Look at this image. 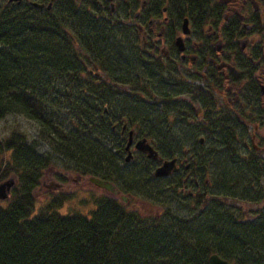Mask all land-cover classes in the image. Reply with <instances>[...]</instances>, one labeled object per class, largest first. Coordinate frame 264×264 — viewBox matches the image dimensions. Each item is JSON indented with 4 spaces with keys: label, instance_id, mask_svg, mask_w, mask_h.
<instances>
[{
    "label": "trees",
    "instance_id": "obj_1",
    "mask_svg": "<svg viewBox=\"0 0 264 264\" xmlns=\"http://www.w3.org/2000/svg\"><path fill=\"white\" fill-rule=\"evenodd\" d=\"M182 1L184 8L199 10L201 21L212 7L210 0ZM93 11L90 3L83 7L73 0H57L49 12L0 0V119L22 116L51 150L39 154L19 131L0 139V181L16 180L8 199L0 201V264H208L211 254L232 264H264L263 219L255 212L244 219L215 200L228 198L231 186L238 189L233 198L241 199L243 170L258 174L252 148L244 160L239 156L246 127L235 113L215 108L200 88L188 90L192 104L204 109L202 119L193 120L194 110L177 100L171 84L149 86L150 74L137 65L145 56L132 53L129 28L106 30ZM250 59L239 113L261 121L255 106L264 57L253 53ZM122 85L125 90L117 88ZM123 119L162 159L178 157L187 136L193 140L203 133L212 142L206 155L213 193L197 189L181 196L180 213L171 206L180 178L171 176V190L159 192L151 182L166 178L152 176L155 162L140 155L139 169H123ZM55 161L65 171L108 180L128 198L141 195L158 207L152 213L129 208L106 193L92 196L94 208L87 214L62 213L70 197L55 193L38 208L34 190ZM188 169L199 178L205 173L203 161L189 162Z\"/></svg>",
    "mask_w": 264,
    "mask_h": 264
},
{
    "label": "flooded vegetation",
    "instance_id": "obj_2",
    "mask_svg": "<svg viewBox=\"0 0 264 264\" xmlns=\"http://www.w3.org/2000/svg\"><path fill=\"white\" fill-rule=\"evenodd\" d=\"M56 1L5 0L9 5L27 6L41 12H49ZM73 1L83 7L90 3L94 9L92 15L103 23L106 30L112 28L118 31L127 26L134 43L132 53L138 57L145 56L144 62L137 65L150 74L149 86L156 88V84L163 83L167 89V85L171 84L170 92L177 93V100H185L186 106L194 110L193 120H201L204 109L199 103L192 104L189 89L200 88L202 92L212 96L215 108L235 113L240 123L246 127L239 156L244 160L252 148L258 174L251 176L249 168H245L241 174V199L233 198L238 195V189L231 186L225 205L241 212L244 219L255 212L264 222V175L261 169L264 165V143L255 147L252 142H248L249 128L258 134L264 127V98L259 94L264 75L258 76V104L255 106V110L261 108V121L254 116L247 120L239 113L243 106V88L240 86L246 84L247 77L246 61L251 60L253 53L260 54V58L264 57V0H210L212 7L202 21L197 18L199 10L184 8L182 0H176L175 5H171V0ZM184 20L187 33L182 31ZM138 60L141 61L140 58ZM263 66H260V70ZM101 77L105 76L101 74ZM231 78L241 79L240 84L231 82ZM126 87L122 85L117 88L125 90ZM122 123L127 134L131 128L124 119ZM125 132L122 131L121 135ZM198 142L200 143L199 140ZM182 153L185 154L186 151ZM176 165L178 169L175 176L180 178V188H183L190 184L189 162L177 158ZM191 177L196 182V178L199 179L198 172L193 170ZM191 187L196 191V185ZM187 193L192 196L191 192ZM227 200L230 204L226 203ZM128 204L127 201L125 205ZM247 205H251L249 210L245 208Z\"/></svg>",
    "mask_w": 264,
    "mask_h": 264
},
{
    "label": "rangeland",
    "instance_id": "obj_3",
    "mask_svg": "<svg viewBox=\"0 0 264 264\" xmlns=\"http://www.w3.org/2000/svg\"><path fill=\"white\" fill-rule=\"evenodd\" d=\"M195 108L196 106L193 105ZM13 131H19L25 134L27 141L29 142H35L37 146V152L39 154H44L47 152H50V147L44 142L43 140L37 138L38 132L36 127L28 120L24 119L22 116L18 115H7L4 118L0 119V139L7 137V135L10 132ZM252 128H249V138L248 142H252V144L257 147L260 144L264 143V127L260 129L258 134L251 133ZM254 134V135H253ZM253 136V137H252ZM186 135L179 137V139H185ZM202 138V142H198V138ZM261 141H260V140ZM197 140V141H196ZM187 141L185 146L183 147L182 151H186L185 154L182 152L178 155V160H186L187 162H194V163H200L203 161L204 166V174L201 176V178L197 179L195 182V178L192 181L191 174L193 173V170H191V174L188 175V181H190L189 185L184 186L183 188L178 190L179 196L177 200H172L171 206L173 208H176L180 213L184 212V210H180L181 207L178 203V200L188 194L187 191L191 192L192 194L195 193V189H192L191 185H196L197 189H205L213 193L212 191L215 189L214 181L212 172L213 170L209 169V158L206 154H208V147L211 146L212 142L209 139H205L203 133L198 134L194 137V139H190L187 136ZM133 158L130 161L122 163L123 169H139V166H141V156L140 154H137L134 152V150L131 148ZM52 153V152H51ZM200 154L206 155L201 156ZM214 158V163L216 164L218 161V155ZM217 167V164H216ZM211 168H214L212 166ZM194 172L196 170L194 169ZM60 178V179H59ZM88 176H77L73 173H70L68 171H65L63 167L60 166V163L55 161L50 167H48L46 170H43L41 173V178L39 180V185L34 190V198H35V206L40 207L43 205V203L55 193H62L66 196H69L70 198L67 199L64 203V205L60 208V211L62 213H65V211H74L79 212L82 214H87L88 211L92 208H94L92 203V196H101L106 195V193L103 190H100L93 185H91L88 180ZM165 179V178H163ZM63 180V181H60ZM173 178L167 177L165 181H152L151 186H154L159 192L161 191V188H166L167 191H170V188H167V185L172 183ZM205 181V182H204ZM57 182L60 184L58 188H56V191H54L51 187V183ZM164 182V183H163ZM144 185V184H142ZM141 191H145L144 188H141ZM172 194V191H171ZM163 195V194H162ZM161 195V199H162ZM158 198V199H160ZM213 198L211 195L208 198V201H210ZM164 200V199H163ZM167 200V199H166ZM215 200H220L221 203H224L225 205V199L221 198V196H216ZM159 202H151L147 201L146 197H142L141 195L137 197H133L131 195L130 205L129 208L134 209H143L144 211H149L150 213L154 212L155 208H157ZM227 204H230L228 200L226 201ZM246 210H249L251 208V205H247ZM183 209V208H182Z\"/></svg>",
    "mask_w": 264,
    "mask_h": 264
},
{
    "label": "water",
    "instance_id": "obj_4",
    "mask_svg": "<svg viewBox=\"0 0 264 264\" xmlns=\"http://www.w3.org/2000/svg\"><path fill=\"white\" fill-rule=\"evenodd\" d=\"M8 1H16L19 2L20 0H8ZM34 6L41 7V5L35 4ZM183 33H187L186 28V20L183 21V27H182ZM260 94L264 97V85L260 86ZM202 140L200 139V142ZM131 145V132L128 133V140L125 146V150L127 152V156L125 157V160L127 161L131 154L129 151V147ZM134 148L143 153L146 158L150 160H157L159 161V165L154 169L153 176L154 177H166L170 175L171 173L175 172L177 170L175 166V158L169 159V160H160L158 158L157 152L147 143L145 139H139L135 142ZM88 181L93 184L94 186L103 189L112 195H118V190L110 183L105 180H101L95 177H89ZM15 184V180L13 177H9L3 181L0 182V201H3L7 199L9 196L11 188H13ZM57 184L51 183V187L54 188ZM124 203H126L127 198L125 196L119 197ZM208 264H232L230 262H227L220 257H218L216 254H211L208 257Z\"/></svg>",
    "mask_w": 264,
    "mask_h": 264
}]
</instances>
